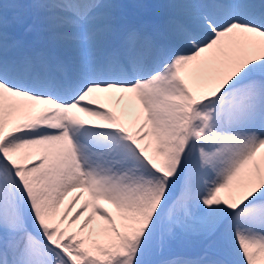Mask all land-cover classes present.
<instances>
[{
	"label": "snow or ice",
	"instance_id": "1",
	"mask_svg": "<svg viewBox=\"0 0 264 264\" xmlns=\"http://www.w3.org/2000/svg\"><path fill=\"white\" fill-rule=\"evenodd\" d=\"M0 264H264V0H0Z\"/></svg>",
	"mask_w": 264,
	"mask_h": 264
},
{
	"label": "bare ground",
	"instance_id": "2",
	"mask_svg": "<svg viewBox=\"0 0 264 264\" xmlns=\"http://www.w3.org/2000/svg\"><path fill=\"white\" fill-rule=\"evenodd\" d=\"M84 118H85V119H88L87 117H84ZM75 194H76V193H71V194L69 195V197H67V198L65 199V202H64V205H62V208L68 204L69 200H70V199L72 198V196L75 195ZM82 203H83V200H82L79 204H77V208H79L80 205H81ZM98 203L100 204L101 207H103V208H105V209H107V210H109V211H112V207H111L110 205L106 204L105 202L101 201V202H98ZM74 211H75V209H74ZM91 211H92V209H91V207H90L89 210H88V213H86L85 215L90 214ZM97 222H99V217H95V218H94V223H97Z\"/></svg>",
	"mask_w": 264,
	"mask_h": 264
}]
</instances>
